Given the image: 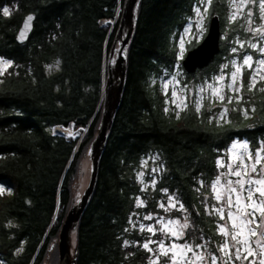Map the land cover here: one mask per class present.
<instances>
[{
    "label": "trees",
    "instance_id": "1",
    "mask_svg": "<svg viewBox=\"0 0 264 264\" xmlns=\"http://www.w3.org/2000/svg\"><path fill=\"white\" fill-rule=\"evenodd\" d=\"M204 1H141L123 99L76 235V264H151L143 237L130 225L141 193L137 168L150 151H157L163 161L154 196L166 189L188 212L190 227L182 240H207L214 251L222 243L219 217L208 207L211 184L218 159L235 139H245L253 148L264 140V92L259 90L264 80L258 78L250 91L252 69H245L239 92H228L223 101L203 99L197 111L195 99L177 108L152 78L163 67H174L178 37ZM123 4L0 0V57L10 62L0 74V264H45L58 244L82 160L100 124L107 55ZM4 7L10 10L7 17ZM207 9V28L214 14L220 16L221 51L208 67L185 71L190 81L217 74L233 56L234 40L252 36L244 20L229 19L230 0H211ZM28 13L36 14L34 29L20 44L16 34ZM105 20L115 24L105 25ZM196 45L193 41L187 48ZM244 53L257 52L246 46ZM57 61L58 68L50 70ZM72 124L87 130L82 139L53 132L56 126ZM149 208L154 210L152 202ZM173 216L182 218V212L175 210ZM55 251L56 264L57 247Z\"/></svg>",
    "mask_w": 264,
    "mask_h": 264
},
{
    "label": "snow or ice",
    "instance_id": "2",
    "mask_svg": "<svg viewBox=\"0 0 264 264\" xmlns=\"http://www.w3.org/2000/svg\"><path fill=\"white\" fill-rule=\"evenodd\" d=\"M250 2H257L258 7L261 12L260 19L264 20V0H230L231 7H233V14L229 17L231 21H235L240 13L247 7ZM207 4H211V0H207ZM207 7L204 8L203 12L199 7L196 8V14L200 17V21L197 23V33L193 35L191 29H186L184 36H181L179 39V57L183 58L185 52V44L191 43V40H186V37L191 35L192 39L199 40L200 36L203 35V19L204 13L207 12ZM4 16L10 15V10L8 7L2 9ZM249 24V31L254 34L264 37V24H261L259 27H251L252 24V12L248 11L246 13ZM34 19L33 16L29 15L27 21L24 25L25 29L30 27V22ZM25 35L24 32L20 33V37L23 38ZM241 47H244L242 44ZM252 48H256L257 45L252 44ZM236 49H233L235 52ZM261 53L264 54V48L260 49ZM0 64L5 67L10 66V62L0 60ZM59 65V61H57ZM51 68L52 66H48ZM227 67V65L225 66ZM252 69V74L250 77L249 90L251 91L256 83L257 77L259 76L260 80H264V59L256 61V66L253 67V57L251 55H245L242 58V64L235 66V71L231 73V83L228 84V88L235 92H239L240 88H236L237 77H242L243 68ZM2 74V72H0ZM224 80L223 76L217 78L218 83H222ZM212 90V94L216 96L221 101L224 100V96L221 95L223 90L222 87L216 88L213 85H208ZM241 87L243 84L241 83ZM167 88V84L165 85ZM264 92V88L259 89ZM201 91H204L202 88ZM176 92H172V96L176 97ZM239 100V98H238ZM228 101H232V97L228 98ZM173 103H176L173 100ZM181 100L180 104L176 106L179 108L183 104ZM187 106L186 104L184 105ZM196 110H200L199 102L196 103ZM167 111V109H165ZM254 111V109H253ZM227 109L221 113V119L226 114ZM177 118H179V112L176 113ZM244 115H248V110H244ZM236 148L243 149V153H237L233 151V160L238 161V164L229 163L227 165L228 171L222 173L220 176H217L215 181L211 184L213 193H215V199L218 203H223V207H213L212 211L219 215L221 220L225 219V208L227 211V220L231 223V231L229 230L227 223L224 225H218V232L225 237L223 243L219 245L218 252L223 253V257H218L212 255L211 253L205 255L201 249L205 248L203 244H197L195 247L192 244H171L170 246H165L163 241L158 242V255L155 260L151 261V264H159V257L170 256V264H204L205 261H210V264H217L218 259L221 264H230L233 261L248 260L249 257H254L256 255V250L253 248L255 244L256 248L260 249L261 255H264V231H258L259 229H264V147L258 149L255 153L248 151V145L245 144H234L233 150ZM220 167H225L223 163L220 164ZM141 175H143L141 173ZM225 177L224 182L222 183L221 177ZM228 176L237 177L236 180L227 179ZM219 189V190H218ZM4 189L0 188V192H3ZM167 192V190H164ZM168 208H175L179 204V201L174 196L168 197ZM137 206H143V201L138 200ZM161 208H165V205L162 203ZM181 210L184 209L183 204H179ZM235 209L233 211L232 209ZM167 211L168 209L165 208ZM257 213L260 216V219L257 220ZM211 214V213H210ZM144 219L151 220V216H145ZM252 225H255L253 227ZM190 224L187 222V217H185V223L181 224L178 220H169L168 223L160 229L161 232L166 235H171L176 239H181L184 236V232L181 229H188ZM127 230V229H126ZM141 231H148L149 233L155 234V229L151 226L145 229V226H140ZM231 240V246L229 244V238ZM252 237H256L253 241ZM157 243L149 239L145 242L142 247L148 252H153L154 250L149 246L150 244ZM128 242L125 241L127 246ZM234 249V251H233ZM191 253V255H189ZM246 253V255H245ZM249 264H255V261H249ZM259 264H264V259L259 261Z\"/></svg>",
    "mask_w": 264,
    "mask_h": 264
},
{
    "label": "rangeland",
    "instance_id": "3",
    "mask_svg": "<svg viewBox=\"0 0 264 264\" xmlns=\"http://www.w3.org/2000/svg\"><path fill=\"white\" fill-rule=\"evenodd\" d=\"M237 3H239V0H237ZM199 7L201 9V12H203L204 8L207 7L208 8V4H207V0L198 4L196 6V8ZM257 7V8H256ZM233 7H231L230 4V13L229 15L231 16L233 14ZM248 11L252 12V24L251 27H259L261 24H264V20L260 19L261 16V12L260 9L258 7V3L257 2H250L247 7L240 13L239 17L237 19H242L247 23V27L249 30V24H248V17L246 15V13ZM258 11V12H256ZM207 12L204 13V19H203V35L200 36L199 40H194L192 39V36L189 35L186 37V40H191V43L193 41L196 42V44H199L203 38L205 37V33L208 32V28L206 26L207 24ZM200 21V17L197 16L196 14V9H195V13L193 15L192 18H190V20L188 21L187 25L185 26V28L183 29V31L180 33L179 37H178V48H179V39L181 36H184L186 29H191V33L193 35H195L197 33V23ZM105 25H107L108 23H111L112 25L115 24V21H111V20H105L103 22ZM189 43L185 44V52H184V56L183 58L179 57V50H178V60L175 63L174 67L172 68H168V67H163L160 71L159 75H152V78L158 79V81L160 82V87L163 90V92L165 94L168 95V97L171 99V101L173 102V100L176 101L175 106L177 104H180L181 100H183V104H181V106L179 108H183L184 105L189 102L191 99H195L198 102H201L203 99L206 98H210V99H215L217 100L218 98L216 96H214L212 94V90L208 87V85H213V87L216 88H220L222 87L223 90L221 92V95L224 96V98L227 96L228 92H233V90H230L228 88V84L231 83V73L235 71V66L242 64V58L245 55H251L253 57V67L256 66V61L260 60V59H264V54L261 53L260 49L264 48V37L258 36L256 34H254L252 32V36L251 39L243 41V40H234V47L233 49H236L235 52H233V49L231 50V52L233 53V56L229 57V60H226L224 62V64H222V66L220 67V71L211 76V78L208 77H204L201 78V75L197 76V80L199 78V81H193V80H187V76L185 74V69L182 66V60L184 59L187 51L189 50L187 48ZM244 45V47L249 46L251 49L256 50V54H250V53H244L243 52V48L241 47V45ZM255 44L257 45L256 48H252L251 45ZM242 54V56H241ZM108 56V55H107ZM0 60L3 61H7L6 59H3L0 57ZM107 63H108V57H107V61H106V67H107ZM227 65V67H225ZM50 68V70L52 69H56L58 68L57 62ZM8 67H5L4 65L0 64V72H5ZM49 68V67H48ZM245 69H248L247 67L242 69V77L238 76L237 77V82L235 87L236 88H240L241 83L244 82V72ZM223 76L224 80L222 83H218L217 82V78ZM259 76L257 77L258 80ZM167 84V88H165V85ZM204 89V91H201V89ZM175 91L176 92V97L172 96V92ZM220 100V99H218ZM177 107V106H176ZM178 108V107H177ZM225 110V109H224ZM224 110L222 112H224ZM59 130H62V132H59ZM86 129H82V128H75L74 126H70L67 128H62V127H56L53 128V132L55 134H59V135H64L66 137H74V138H78L80 137V139L83 138V136L86 134ZM247 144L248 145V151H251L253 153H255L258 149L264 147V140H262L259 144V146L253 148L245 139H235L231 145L229 146V148L220 156V158L218 159V165H219V170L218 173L216 175L220 176L222 173H226L228 171L227 169V165L229 163L234 164V166L236 164H238V161H234L233 160V151L237 152V153H243V149L240 148H236L235 150H233V145L234 144ZM87 154V155H86ZM86 154L84 155V158L82 160L81 163V167H80V171H79V178H78V186H77V190L75 193L74 198L76 199V201L83 195V193L85 192L86 188L88 187V178H89V174L91 172V170L93 169V164H90V153H88V151L86 152ZM223 163L225 165V167H220V164ZM87 164L88 165V169H85L86 171L84 172V165ZM163 172V161H162V157L161 155L157 152V151H150L148 152L146 155H144L139 162L138 168H137V172H136V177H137V181L140 184V188H141V193L136 197V204L137 201H143V206H137L138 209L136 211V213L132 216L131 218V224L132 225V229L134 233H137L139 236L143 237V244L145 242H147L149 239L156 241L157 243H153L150 244L149 246L154 250L153 252H150V258L151 260H155L158 252L156 251L158 249V242L159 241H163L165 246H170L171 244L175 243V244H184V243H189L192 244L194 247L197 244H203L205 245L204 249H201L200 251H203L205 253V255L211 253L212 255H216L218 257H223L224 259H226V257H224L223 253L218 252V249L216 251L212 250L211 247L208 245V241L207 240H202L201 242H199L198 238H193L192 240H182L185 236V231L188 229H181L184 232V236L181 239H176L175 237L171 236V235H166L165 233L161 232L160 229L163 228L169 220H178L180 221L181 224L185 223V217L188 216V212L186 211V209L181 210L179 208V204L177 205V207L175 208H168V197L169 196H174L178 201L179 198L177 195L172 194V193H165L163 192L162 196L160 197H156L155 195V191H156V185L157 182L160 178V174ZM141 173L143 175H141ZM216 177L213 179L212 183L215 181ZM85 179V182H83V180ZM227 179H231V180H236L237 177L235 176H228ZM222 183L225 180V177H221ZM84 183V184H83ZM0 188H3L2 186H0ZM219 190V189H218ZM4 192V191H3ZM0 192V193H3ZM213 192V191H212ZM212 200L211 203L208 204V207H223V203H218L217 200L215 199V193H212ZM151 199V200H150ZM150 200V201H149ZM150 202L153 203L154 206V210L149 208L147 210V207L150 206ZM165 205V208H167L168 210L166 211L165 208H161L160 205L161 204ZM175 210H180L182 212V218L178 217V216H173V212ZM233 211H235V209H232ZM227 211L228 209L225 208V219L221 220L219 218V224L218 225H224L227 223V226L229 228V230L231 231V223L228 222L227 220ZM145 216H151L152 219L151 220H146L144 219ZM219 217V215H218ZM260 219L259 214L257 213V220ZM187 222H188V217H187ZM189 223V222H188ZM143 225L145 226V229L149 226L153 227L156 231L155 234L153 233H149L148 231H141L140 230V226ZM253 227H255V225H252ZM258 231H264V229H259ZM221 235V234H220ZM221 240L222 243L225 239L224 236L221 235ZM229 239V244L231 246V240L230 237ZM256 239V237H252V240L254 241ZM59 241V240H58ZM56 245L54 244L52 246L51 251L49 252L50 255L47 256L46 262L45 264H55V248L57 247V252H58V261L56 262V264H59V247L58 244ZM76 246V245H75ZM253 248L256 250V255L254 257H249L248 260H241V261H235V258L233 257V261L230 262V264H249V261H255V264H259V261L261 259H264V255H261L260 249L256 248L255 244L252 245ZM234 251V249H233ZM75 253V252H74ZM189 255H191V253H189ZM246 255V253H245ZM170 256L171 253L169 254L168 257L165 256H160L159 257V264H170ZM74 257V254H72V258ZM204 264H210V261H205ZM217 264H221L220 260L218 259Z\"/></svg>",
    "mask_w": 264,
    "mask_h": 264
},
{
    "label": "water",
    "instance_id": "4",
    "mask_svg": "<svg viewBox=\"0 0 264 264\" xmlns=\"http://www.w3.org/2000/svg\"><path fill=\"white\" fill-rule=\"evenodd\" d=\"M142 0H124L120 23L108 53L107 74L103 87L102 114L97 134L88 149L90 164H93L88 178V187L83 195L76 201L74 198L66 219L61 227L58 247L59 264H76L78 250L75 246L74 257L71 258V240L76 235L80 220L94 193L100 160L106 149L108 138L120 108L127 81L129 47L136 31L139 8ZM34 19L30 27L25 29L27 17ZM36 14L28 13L24 16L21 26L16 34V40L20 44L27 42L33 32ZM24 32L23 38L20 33ZM221 19L219 14L211 17L209 28L204 39L195 47L187 51L182 66L187 73H196L200 69L208 67L221 51ZM87 155V154H86Z\"/></svg>",
    "mask_w": 264,
    "mask_h": 264
},
{
    "label": "bare ground",
    "instance_id": "5",
    "mask_svg": "<svg viewBox=\"0 0 264 264\" xmlns=\"http://www.w3.org/2000/svg\"><path fill=\"white\" fill-rule=\"evenodd\" d=\"M85 169H88L87 164L84 165V172L86 171ZM83 182H85V179L83 180ZM74 252H75V235L72 236V240H71V252H70L71 258H72V254H74Z\"/></svg>",
    "mask_w": 264,
    "mask_h": 264
},
{
    "label": "built area",
    "instance_id": "6",
    "mask_svg": "<svg viewBox=\"0 0 264 264\" xmlns=\"http://www.w3.org/2000/svg\"><path fill=\"white\" fill-rule=\"evenodd\" d=\"M57 127H62V126H57ZM56 128V127H55ZM62 128H65V127H62ZM82 129H85V128H82ZM59 132H62V130H59Z\"/></svg>",
    "mask_w": 264,
    "mask_h": 264
}]
</instances>
